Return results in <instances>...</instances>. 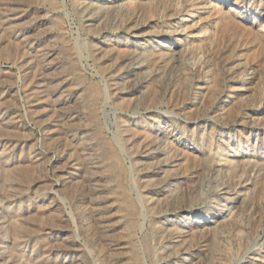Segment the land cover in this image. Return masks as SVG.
<instances>
[{"label": "rangeland", "instance_id": "obj_1", "mask_svg": "<svg viewBox=\"0 0 264 264\" xmlns=\"http://www.w3.org/2000/svg\"><path fill=\"white\" fill-rule=\"evenodd\" d=\"M0 264H264V0H0Z\"/></svg>", "mask_w": 264, "mask_h": 264}, {"label": "bare ground", "instance_id": "obj_2", "mask_svg": "<svg viewBox=\"0 0 264 264\" xmlns=\"http://www.w3.org/2000/svg\"><path fill=\"white\" fill-rule=\"evenodd\" d=\"M102 17V16H101ZM155 74V73H154ZM173 159V158H172ZM173 163V162H172Z\"/></svg>", "mask_w": 264, "mask_h": 264}]
</instances>
